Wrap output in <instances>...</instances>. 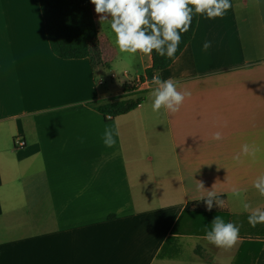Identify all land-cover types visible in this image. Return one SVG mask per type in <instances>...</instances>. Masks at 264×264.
<instances>
[{"label": "crops", "instance_id": "obj_1", "mask_svg": "<svg viewBox=\"0 0 264 264\" xmlns=\"http://www.w3.org/2000/svg\"><path fill=\"white\" fill-rule=\"evenodd\" d=\"M231 2L223 18L199 15L183 53L156 74L191 93L172 114L152 110L155 86L141 80L152 54H137L113 92L120 52L94 4L99 54L62 59L40 0H0V264H259L264 223L253 227L243 203L264 210L253 186L264 175V0ZM128 91L144 98L133 111L97 109ZM106 128L119 131L113 147ZM214 184L225 206L202 217ZM215 211L240 229L231 249L204 239Z\"/></svg>", "mask_w": 264, "mask_h": 264}, {"label": "clouds", "instance_id": "obj_2", "mask_svg": "<svg viewBox=\"0 0 264 264\" xmlns=\"http://www.w3.org/2000/svg\"><path fill=\"white\" fill-rule=\"evenodd\" d=\"M95 5V12L99 15L100 22L110 20V29L114 33V43L124 59L140 54L151 56L153 51L160 56L176 60V53L182 41V33H187L192 24L193 17L204 15L208 19L223 18L233 5L231 0H91ZM207 50L211 42L203 45ZM154 89L151 92L153 98L152 110L175 114L180 111L186 98L191 96L187 90L179 89V81L172 78L161 80L154 75L151 81ZM119 131L106 128L103 134V142L107 147L116 144L115 137ZM214 140L223 139L222 133L217 131L212 137ZM254 146L244 144L241 149L243 156L255 157ZM241 153L236 154L233 160L241 163ZM253 186L261 196H264V175H260L254 181ZM197 188L204 190V184L198 181ZM216 184L211 190H207V196L202 197L206 201L207 210L214 206L224 208L225 201L218 198L215 191ZM232 195L236 198L242 196V190L233 187ZM246 211L251 210L248 217L249 223L255 227L258 223H264V210L251 209L249 203H243ZM211 230L206 232L204 239L218 248L231 249L239 243L240 229L231 222H225L220 216L213 219Z\"/></svg>", "mask_w": 264, "mask_h": 264}, {"label": "trees", "instance_id": "obj_3", "mask_svg": "<svg viewBox=\"0 0 264 264\" xmlns=\"http://www.w3.org/2000/svg\"><path fill=\"white\" fill-rule=\"evenodd\" d=\"M45 19L46 33L53 53L62 59H85L93 54H99V31L93 14L91 0H40ZM199 15L193 17L191 28L182 33L176 57H179L193 39ZM152 66L146 69L141 80H152L153 76L170 67L175 61L166 56H160L153 51ZM143 97L139 93L128 91L114 97L111 102L97 109L105 116L115 118L136 109ZM190 208V205L189 207ZM212 211L202 209V217H207ZM223 218V212L215 211ZM264 264V251L259 259ZM211 264H218L210 259Z\"/></svg>", "mask_w": 264, "mask_h": 264}, {"label": "rangeland", "instance_id": "obj_4", "mask_svg": "<svg viewBox=\"0 0 264 264\" xmlns=\"http://www.w3.org/2000/svg\"><path fill=\"white\" fill-rule=\"evenodd\" d=\"M108 30H106V29L103 30L104 31L103 32L104 37L109 36L110 33H112L114 35V33L110 29H108ZM107 49L108 48L105 44V50H107ZM135 56L128 58V59H131L132 61H127L128 59H124L123 54H121V53L119 56L115 57V63L112 64V67H111L112 70L117 74V78L114 79V84L112 86L113 92L117 91L118 87L127 80V78L124 76V72H125V69L127 67V64H131V63L135 64L134 63ZM209 263H210V260H209Z\"/></svg>", "mask_w": 264, "mask_h": 264}, {"label": "built area", "instance_id": "obj_5", "mask_svg": "<svg viewBox=\"0 0 264 264\" xmlns=\"http://www.w3.org/2000/svg\"><path fill=\"white\" fill-rule=\"evenodd\" d=\"M145 81V83L144 84H148V83H150V81L151 80H144ZM139 84L141 85L142 84V81H139ZM111 116H109V118H110ZM17 143L20 145V146H25L26 145V141H24V140H17Z\"/></svg>", "mask_w": 264, "mask_h": 264}]
</instances>
